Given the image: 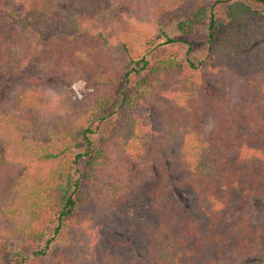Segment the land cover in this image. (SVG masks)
Wrapping results in <instances>:
<instances>
[{
  "label": "trees",
  "instance_id": "16d2710c",
  "mask_svg": "<svg viewBox=\"0 0 264 264\" xmlns=\"http://www.w3.org/2000/svg\"><path fill=\"white\" fill-rule=\"evenodd\" d=\"M93 1L67 19L0 0V264H85L80 247L86 264H264V66L230 104L218 61L262 45L264 0ZM42 82L64 113L46 116Z\"/></svg>",
  "mask_w": 264,
  "mask_h": 264
},
{
  "label": "rangeland",
  "instance_id": "374dc122",
  "mask_svg": "<svg viewBox=\"0 0 264 264\" xmlns=\"http://www.w3.org/2000/svg\"><path fill=\"white\" fill-rule=\"evenodd\" d=\"M50 3H52V7L55 8V7H60L61 9V15H63L64 17H66L67 19L69 18H72L73 16H84L87 18H91V17H94L96 14H97V10L98 8H101L103 7L104 5L102 4V2L100 1H93L92 0L89 2V3H86V0H48ZM165 3L164 4H160V3H156L155 7L160 10L161 12L167 14L168 12L171 11V8L173 7V2L174 0H163ZM153 8V7H152ZM59 9V11H60ZM151 9V8H150ZM64 10L66 12H64ZM80 10V11H79ZM148 14V10L147 9H138L137 12L136 11H133L131 13V15L129 16V18L127 20H131L132 23H130V27H131V30H133L134 26H135V22H139L141 20L143 21H147L146 18H149V15ZM124 21L120 22V26H121V30L124 31L126 28H128L129 24L128 22H126V17L123 18ZM5 24V22H4ZM7 26V24H5L4 26L2 25V27H5ZM118 25H114L112 27V30L114 28H116ZM59 37V36H58ZM59 42L63 40V37H59L57 39ZM257 46H255L253 49H251L249 51V53L246 52V55L242 54V60H236V59H233L231 61V59L228 61V56L225 57V55H219V65L222 66L223 69H226L228 67L227 66V63H231L230 64V68L232 71L231 73V84H230V94H229V97H228V100L227 101H230L229 103L232 104V103H235V101L237 99H239V97L241 96L242 92H243V89H242V84L244 83L245 80H247V76H248V72L250 70V66L249 65H253L255 68H259L261 65L264 66V42L262 43V45H259V43H256ZM43 55V52H41V56L42 57ZM225 57V59H224ZM231 61V62H230ZM246 63H248V66H249V69L247 68L246 66ZM226 67V68H225ZM1 71V69H0ZM251 72V71H250ZM261 74H264V72H260V75ZM6 80H4V78H2V75L0 74V85H5ZM49 82H45V83H40L37 85V91L42 93V95H45L46 96V101H47V104L45 105L44 107V110L46 111V116L48 117H55V116H58L60 115V113H64L65 108H67L66 104L62 101H59L55 96L56 94H58L59 90L58 88H52V86H48ZM31 90V89H29ZM67 95L69 96H72L73 98H80L81 96H83V93L77 91L76 88L73 89V91H68V92H65ZM59 95V94H58ZM260 96H263L262 94H259ZM262 101V100H261ZM261 103H264V101H262ZM200 118H199V123L201 125V127H204V129L206 130H209L211 129L212 127V119L210 115H208V111H205V113H200ZM160 133H163V128H161L160 126V130H159ZM155 173V177L156 179H160L161 178V175L160 174H156V172L154 171ZM3 186H5V188H7L6 184H3ZM4 189V188H3ZM17 193V191H15ZM4 192L0 191V201L3 199L2 198V194ZM11 193V192H10ZM21 193H17V194H14L11 193L10 195L6 196V198L3 200V202L5 204H7L9 201H11V199L13 197H16L17 195H20ZM10 199V200H9ZM11 212V211H9ZM3 213V212H2ZM124 213H127V211H125ZM8 220H5L3 218V221H4V227L6 229H12L14 228L15 226H11L15 221L19 222L21 218H15L14 219V222L11 223L10 221V218L7 217ZM15 222V223H16ZM11 224V225H10ZM12 239V237L8 238V240ZM87 240V239H86ZM85 240V241H86ZM11 241V244L13 243L14 244V241L13 240H10ZM89 248L88 247H80L79 248V256L81 258V260L83 261V263H89L88 262V259H89ZM237 260L239 259V257H237ZM3 259H4V263L5 264H10V260L8 259V257L6 255L3 256ZM236 261L233 260V264H235Z\"/></svg>",
  "mask_w": 264,
  "mask_h": 264
}]
</instances>
